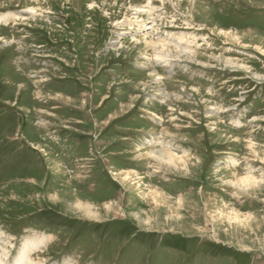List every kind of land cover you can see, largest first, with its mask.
<instances>
[{
  "label": "rangeland",
  "instance_id": "rangeland-1",
  "mask_svg": "<svg viewBox=\"0 0 264 264\" xmlns=\"http://www.w3.org/2000/svg\"><path fill=\"white\" fill-rule=\"evenodd\" d=\"M149 3L0 0L1 264H264V0Z\"/></svg>",
  "mask_w": 264,
  "mask_h": 264
},
{
  "label": "bare ground",
  "instance_id": "bare-ground-1",
  "mask_svg": "<svg viewBox=\"0 0 264 264\" xmlns=\"http://www.w3.org/2000/svg\"><path fill=\"white\" fill-rule=\"evenodd\" d=\"M151 1L152 0H148V2H150L151 3ZM156 1V0H155ZM158 1H162V0H158ZM164 1V0H163ZM149 3V4H150ZM148 6V5H147ZM144 9V8H143ZM139 10V9H138ZM141 10V9H140ZM145 10V9H144ZM139 12H143V11H139ZM151 12H153V11H151ZM30 13V15L32 14V15H35L36 14V12L34 11V10H30L29 12H28V14ZM152 14V13H151ZM36 16V15H35ZM151 16V15H150ZM18 17V16H17ZM12 19H16V17L14 16ZM9 20H10V18H5V17H3V16H0V23H9ZM142 22V21H141ZM7 23V24H8ZM138 31V30H137ZM155 34V33H154ZM183 35V34H182ZM179 36V35H178ZM188 36V35H187ZM169 37V36H168ZM185 37H186V35H185ZM184 37V38H185ZM172 38V37H171ZM170 39V38H169ZM188 39V38H187ZM150 40V39H149ZM157 40V39H156ZM160 40V39H159ZM159 40H157V41H159ZM172 40H173V38H172ZM176 40V39H175ZM160 41H163V40H160ZM178 41V40H177ZM180 41H182V38H180ZM185 41V40H184ZM145 42H146V40H145ZM151 42V41H150ZM168 42V41H167ZM176 42V41H175ZM189 42V41H188ZM192 42V41H191ZM165 42H163V43H153L154 44V47L158 44V45H160V47H162V48H164L165 47V44H164ZM180 43V42H179ZM152 44V43H151ZM174 44V43H173ZM177 44V42L175 43V45ZM174 45V46H175ZM188 46L189 44H185V46ZM157 47V46H156ZM182 47V46H181ZM180 47V45H177V49L178 48H181ZM166 49H167V47H166ZM176 49V50H177ZM157 50H159V49H157ZM164 51V50H163ZM175 51V50H174ZM170 52V51H169ZM178 52V51H177ZM190 52H191V49L190 48H188V47H185V48H181V51L180 52H178V53H180V54H182V53H189L190 54ZM167 53V52H166ZM158 54V53H157ZM165 54V53H164ZM168 54V53H167ZM193 54V53H192ZM192 54H190V55H192ZM163 55V54H162ZM162 55H160V56H157L156 57V61H161V60H166V59H164V58H166V57H162ZM172 55V54H171ZM186 56V55H185ZM161 57V58H160ZM170 57H172V56H170ZM182 58V57H181ZM187 58V57H186ZM169 59V58H168ZM171 61V60H170ZM175 62V61H174ZM14 63V62H13ZM161 63V62H160ZM168 63H169V61H168ZM221 63V62H220ZM242 65V64H241ZM167 66V65H166ZM39 81V80H38ZM155 87V86H154ZM167 99H168V97H167ZM215 110V109H214ZM214 114V113H213ZM160 139V138H159ZM158 141V140H157ZM165 142V141H164ZM161 143V142H160ZM158 144V143H157ZM156 144V145H157ZM162 144V143H161ZM164 145V144H163ZM162 145V146H163ZM168 145H170V144H168ZM153 150V149H152ZM158 150V149H157ZM161 150V149H160ZM160 150H158V152H162V151H160ZM155 151V150H154ZM154 151H152V152H154ZM157 153V152H156ZM167 153V152H166ZM140 154V153H139ZM148 154V153H147ZM149 155H153L152 153H149ZM175 155V154H174ZM153 158L155 159V161H157L158 163H160L161 165L162 164H165V166L166 167H170V168H178L179 169V166L181 167L182 165H181V162H180V158H178V157H174V156H172V154L171 153H169V154H164V153H159V154H157V155H154L153 156ZM173 170V169H172ZM130 176H131V174H124L123 175V177L124 178H122L123 180H127L128 178H130ZM241 184L243 185V187L244 186H248L249 184H251V181L249 180V179H247V178H243V179H241ZM81 206V205H80ZM85 210H87V212H88V214L90 213L89 212V207L88 206H82ZM81 210V209H80ZM81 212V211H80ZM92 213V212H91ZM92 215V214H91ZM38 241V240H37ZM43 242H44V240H42L39 244H35V242L31 245L32 247L31 248H29L28 249V253H30V252H32L33 251V254H35L34 252H36L37 253V251H38V249H41L40 247H41V245L43 244ZM3 249V248H2ZM6 252V251H5ZM4 252V253H5ZM4 253H2V254H4ZM28 253H27V255H28ZM1 257V256H0ZM4 257L5 258H7L8 256L7 255H4ZM2 258V257H1ZM18 258V257H17ZM21 258V257H20ZM4 259V258H3ZM19 259V258H18ZM17 260V259H16ZM20 260V259H19ZM3 260H1L0 259V264H1V262H2ZM35 263H37V261L35 262ZM33 264V263H32Z\"/></svg>",
  "mask_w": 264,
  "mask_h": 264
}]
</instances>
